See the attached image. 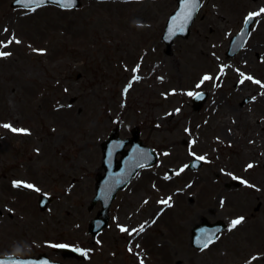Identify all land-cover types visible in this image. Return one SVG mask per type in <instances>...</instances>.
I'll use <instances>...</instances> for the list:
<instances>
[{
	"label": "rangeland",
	"instance_id": "obj_1",
	"mask_svg": "<svg viewBox=\"0 0 264 264\" xmlns=\"http://www.w3.org/2000/svg\"><path fill=\"white\" fill-rule=\"evenodd\" d=\"M12 1L0 0V42L13 41L0 47L10 53L0 57V256L264 264V145L254 154L259 144L246 137L255 128L240 121L257 118L264 141V87L241 83L243 73L264 84V13L240 53L225 57L229 39L264 0H201L190 37L176 39L171 55L161 36L176 0H82L78 10L33 12L11 9ZM205 75L212 79L202 82ZM199 92L208 98L194 112ZM216 105L227 126L214 122ZM134 127L159 161L118 193L108 227L91 237L100 146L112 129L127 138ZM197 157L200 169L180 171ZM41 195L54 197L45 211ZM204 219L227 228L196 250L191 230ZM61 245L83 251L84 261L63 258Z\"/></svg>",
	"mask_w": 264,
	"mask_h": 264
},
{
	"label": "water",
	"instance_id": "obj_2",
	"mask_svg": "<svg viewBox=\"0 0 264 264\" xmlns=\"http://www.w3.org/2000/svg\"><path fill=\"white\" fill-rule=\"evenodd\" d=\"M104 1V0H97ZM191 0H177L178 10L175 11L166 26L165 33L162 37L165 42V53H171V47L173 41L177 37L187 38L190 34L189 27L191 26L195 15L200 8V1L196 0V6L191 11V17L185 19V9ZM54 6L61 9H78L81 7L80 0H74L71 6H64V0H37L33 4H25L22 0H15L12 4V8H20L29 10L31 8H39L41 6ZM254 19V17H253ZM246 23L242 32L233 37L230 41V48L227 52V57L235 56L239 50L244 46L250 31L251 23ZM207 94L199 93L196 95L192 102L194 104L193 109L199 111L202 104L206 101ZM133 138L130 141L115 140L117 132L113 131L109 139L103 143V167L105 168V176L100 177L96 183V195L91 202L89 210H92L98 201L101 202L102 209L97 213V216L89 223V234L95 237L99 234L108 224L109 220V207L114 200L118 190L125 188L133 176L141 168H146L155 164L157 155L154 151L141 146L139 141V132L134 129L132 132ZM130 142L131 149L123 151L124 147ZM122 153V159L119 162L115 161V156L118 153ZM202 163L199 160H195L190 163L188 168L196 170ZM53 199L47 196H41L39 206L44 211L49 203ZM226 228L223 222H217L209 224L206 220H203L201 225L196 226L191 234V245L201 250L205 248L203 245H208L213 242L219 233ZM211 241L210 243H208ZM59 251L63 252L64 258H76L81 259L82 255L76 253L73 249L67 247H61ZM0 264H60L58 262H51L45 255H40L38 258H26L20 259L15 257H0Z\"/></svg>",
	"mask_w": 264,
	"mask_h": 264
},
{
	"label": "snow or ice",
	"instance_id": "obj_3",
	"mask_svg": "<svg viewBox=\"0 0 264 264\" xmlns=\"http://www.w3.org/2000/svg\"><path fill=\"white\" fill-rule=\"evenodd\" d=\"M22 2L25 3V4H33V3H36L37 0H22ZM72 3H74V0H64V6H71ZM195 6H196V0H191V2L187 5V7H186V9H185V19H189V18L191 17V11H192V9H193ZM29 10L34 11L35 8H31V9H29ZM262 13H264V9H261L260 12L249 14V17L246 18V23H250V22L252 21L253 17H255V16H259V15H261ZM12 42H13V41L10 40V41H8V44H10V43H12ZM14 42H15V43H20V41H18V40H15ZM8 44H5V43L0 42V47H7ZM8 55H10V53L0 52V57H4V56H8ZM133 71H137V69H134ZM241 76L243 77L242 80H241V83H243L244 80H250V81H252L253 83H256V84L260 85L261 87H264V84H262L260 81H256V80H254L251 76H245L243 73H241ZM134 79H139V77H134ZM210 79H212V77H210V76H208V75H205V76L202 78V82H203V81L210 80ZM129 87H131V84L129 85ZM198 87H199V85H198ZM125 92H127V88L125 89ZM188 95L191 96V95H193V93L190 92V93H188ZM4 127L9 128L10 125H4ZM12 131H14V132H16V131L25 132L26 130H17V129H14V128H13ZM197 159H198V160H204V157H197ZM251 167H253V165H252V164H249V165H248V168H251ZM180 171L182 172V171H184V169L182 168V169H180ZM176 174L178 175L179 173H176ZM166 179H167V177H166ZM20 183H21V182H14V187H18V186H20ZM23 186H24L25 188L34 189L35 191H39V189H36L35 186H34V185H31V184H24ZM170 199H171V198H169V200H170ZM162 203L167 204L169 207H171V204L168 202V200L162 201ZM242 220H243L242 217H241V218H238V219H236V220H233V221L231 222L230 230H231V228H235L237 225H239V224L242 222ZM121 231H122V232H127L128 229L121 227ZM134 231L142 232V231H144V228H143V226H141V228H140L139 230H134ZM130 234H131V233H130ZM210 242H211V241H209L208 243H210ZM203 246H204V247H207L208 244L205 243ZM129 251H131V248L129 249ZM253 259H256V258L253 257ZM141 264H143L142 261H141Z\"/></svg>",
	"mask_w": 264,
	"mask_h": 264
},
{
	"label": "bare ground",
	"instance_id": "obj_4",
	"mask_svg": "<svg viewBox=\"0 0 264 264\" xmlns=\"http://www.w3.org/2000/svg\"><path fill=\"white\" fill-rule=\"evenodd\" d=\"M215 108H216V110H218V111H216L215 115H219L218 116L219 118L215 117L214 122H216V124L219 126H227V120L224 117V112L219 111V105H216ZM255 119L253 116H251V117L241 116V119H240V121L242 123H244V126L245 125H252L255 128V130L249 132L250 134H248V137H246V140L249 141V143H253V144H257V145L259 144L257 146V148L253 151L254 154L258 153L262 149V146L264 145L263 139L260 138V135L257 132V128H259L261 126V122L257 118H255ZM210 210H211V208H208L202 214H205L206 212H209ZM193 224H195V221H189V225H193Z\"/></svg>",
	"mask_w": 264,
	"mask_h": 264
}]
</instances>
